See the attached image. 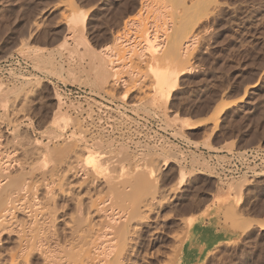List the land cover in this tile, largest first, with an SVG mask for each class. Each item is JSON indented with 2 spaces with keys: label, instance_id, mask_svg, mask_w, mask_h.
Listing matches in <instances>:
<instances>
[{
  "label": "rangeland",
  "instance_id": "374dc122",
  "mask_svg": "<svg viewBox=\"0 0 264 264\" xmlns=\"http://www.w3.org/2000/svg\"><path fill=\"white\" fill-rule=\"evenodd\" d=\"M140 1L0 0L2 132L5 135L17 126L21 128L22 133L28 130L34 137H43L46 130H50L49 127L53 129L50 122L57 112L56 96L60 93L62 100L66 102L65 105L67 104L63 108L64 111L68 114L70 112L71 115L79 111L87 120L94 117V124L99 125L112 140L114 139L109 147L114 150L112 155L119 153L121 147L117 143L120 141L119 144L126 145L125 150L128 152H137L142 161L147 160L151 153H160L164 143L177 152L178 157L173 158L174 161L161 165V174H158L156 186L150 190L158 199L165 198L158 209L161 220L157 226H160V231L151 234L146 228V231L142 232L139 250L137 249L131 264H160L170 255L180 253L177 251L181 249L180 241L185 239L184 218L200 211L204 206L200 214L208 218L205 213L209 207L216 204L213 200L221 193L219 188L225 189V182H235L245 176L240 202L236 203V196H232L231 202L219 210V216L234 229L237 219L244 218V215L256 217L252 219L256 222L255 228L247 233L244 240L235 241L233 236L223 239L225 243L220 240L221 242L208 253L212 254L209 259L194 264H264V173L254 172L253 176L245 173L230 179L215 177L203 151V148H207L204 142L213 145L210 150L264 146V0H216V3L214 0V4L211 2L205 11L209 12L206 14L208 16H204V12L196 18L193 31L198 39L188 60V63L191 61L192 73L180 77L177 88L167 103L168 110H159L153 101V86L150 87L152 78L148 77L150 73L146 72L148 69L145 65H137L138 68L131 69L137 70L136 74L145 75V78H142L146 86L144 85V90V86L141 88L144 92L140 89L133 90L126 97L123 93L126 88L120 85L117 86V91L114 89V92H110L109 88L104 89V85L93 84L94 71L91 69L90 58L87 56L82 60L85 70H81L82 68L78 67V56L71 57L69 51L61 46L68 32L69 14L73 9L87 12V29H84V34L99 53L100 49L112 45L111 38L120 28V19L135 14ZM68 39L67 47H74L73 38ZM83 48L79 47L81 51H84ZM41 52L45 55L51 52L53 55L51 54L49 61L46 57L42 59V63L36 58ZM60 63L67 68L71 67L73 71L66 72L63 69V75L57 74L61 68ZM129 71L123 72L122 76L131 78ZM67 74L70 78L64 80ZM87 75L91 79H87ZM71 103H74L73 107L69 106ZM165 113L167 116L177 113L199 122L193 128H184V135L179 133L181 137L178 135L180 125H176L177 128L175 125L174 128L167 126L168 118ZM8 116L10 120L16 116L18 123L8 122ZM21 122L23 125L19 124ZM173 132L177 134L174 135ZM44 137L41 139L46 142ZM147 152H150L149 156ZM180 166L192 172L187 174L183 182H179ZM126 176L129 175L122 177ZM100 193L98 192L99 195L105 193L104 197L101 196L103 199L111 196L110 190L107 189ZM106 195L108 198H105ZM228 210L230 214L227 213ZM200 214L195 217H201ZM178 230L184 235H178L175 241L172 236L180 234ZM236 231L229 232L236 235ZM179 253L175 255L173 264H176Z\"/></svg>",
  "mask_w": 264,
  "mask_h": 264
},
{
  "label": "bare ground",
  "instance_id": "6f19581e",
  "mask_svg": "<svg viewBox=\"0 0 264 264\" xmlns=\"http://www.w3.org/2000/svg\"><path fill=\"white\" fill-rule=\"evenodd\" d=\"M212 1L141 0L135 14L120 19V28L111 38L112 45L100 49L99 53L84 34L87 12L73 9L69 14L68 32L61 46L69 51L71 57L78 56V67L81 70H85L82 60L87 56L90 58L91 69L94 71L93 84L104 85V89L109 88L110 92H114L120 85L126 88L123 92L126 97L129 92L146 86L142 78L145 75L137 73V76V70H131L133 67L138 68L137 65H145L148 69L146 72L150 73L147 76L152 78V99L159 110H166L180 77L192 73L191 61L188 63V60L198 39L193 31L195 21L208 10ZM207 13L204 16L207 17ZM70 37L74 40L72 48L67 47ZM79 47H84V51ZM51 54L41 52L36 58L42 62L46 57L49 61ZM60 64L61 70L57 74L63 75V69L66 72L72 70ZM127 70H131V78L128 79L122 76ZM89 75L87 79H91ZM68 77L69 74L63 79ZM56 98L57 112L50 122L53 129L49 127L50 130L47 129L43 135L46 142L41 139L43 137L32 136L28 130L22 133L21 128L16 126V116L11 120L8 116V122H17V128L7 131L5 135L0 125V264H131L137 254L142 232L147 230L157 234L160 231V226H157L161 220L158 209L165 198L158 199L150 190L156 186L161 165L174 161L173 158H177L178 154L164 143L161 146L162 152L151 153V156L147 152L149 158L145 155L147 160L142 161L137 152H128L125 150L126 145L121 146V141H115L121 148L118 154L115 152L112 155L114 150L109 147L114 139L94 124V117L90 115L92 119L87 120L86 116L76 112L77 109L73 111L79 114H68L63 110L67 104L61 94L57 93ZM69 106L73 107L74 103ZM167 115L165 113L167 126L180 125L178 135H184V128H193L199 122L177 113ZM19 124L23 125L22 122ZM204 145L209 149L213 147L210 142H204ZM184 166L178 170L179 182H183L187 174L192 173ZM125 174L129 176L123 178ZM244 177L235 182H225V189L219 188L221 193L213 200L216 204L206 209L210 224L204 223L203 214H200L201 217L190 215L184 218L185 239L180 241L181 249L177 250L180 253H174H179L176 264L202 263L214 243L235 235L231 232H227V235L218 233L219 230L216 232L212 224L217 223L219 210L229 204L232 196H236V203L240 202L246 181ZM104 189L111 192L109 198L107 195L105 197L108 199H103ZM98 192L103 194L99 195ZM180 231V234H172L175 241L178 235H184ZM195 241H201L204 245V252L198 262L193 261L194 251H197L193 246ZM175 255H167L168 259L165 258L160 264L175 263Z\"/></svg>",
  "mask_w": 264,
  "mask_h": 264
},
{
  "label": "built area",
  "instance_id": "2783aa9c",
  "mask_svg": "<svg viewBox=\"0 0 264 264\" xmlns=\"http://www.w3.org/2000/svg\"><path fill=\"white\" fill-rule=\"evenodd\" d=\"M208 164L215 177L236 178L245 173H264V146L210 150L203 148Z\"/></svg>",
  "mask_w": 264,
  "mask_h": 264
},
{
  "label": "crops",
  "instance_id": "0c3cea01",
  "mask_svg": "<svg viewBox=\"0 0 264 264\" xmlns=\"http://www.w3.org/2000/svg\"><path fill=\"white\" fill-rule=\"evenodd\" d=\"M205 207V206H204ZM204 207L200 210V211H198V212H195V213H193V214H190V215H198V214H200L202 211H203V209H204ZM189 216V215H188ZM219 216V215H218ZM256 217H252V216H247V215H244V218H240V221L238 220V222H237V226H236V228L234 229L233 227H232V225L231 224H229V223H226V222H224V220L219 216L218 217V219L216 220L217 221V223H215V224H212V225H214L216 228H215V231L216 232H218V230H219V232L218 233H223V234H225V235H227V232L229 233V231H234V230H237L236 232V235L235 236H233V240H235V241H241V240H244L245 239V237H246V235H247V233H249L253 228H255V226H256V222L254 221V220H252V219H255ZM218 221H220V222H218ZM204 223L205 224H210L211 223V221H210V219L209 218H204ZM240 223V224H239ZM220 240H222L223 241V239H220ZM221 242V241H220ZM224 242V241H223ZM225 243V242H224ZM223 243V244H224ZM195 245V246H194ZM218 245V242L217 243H214L212 246H211V248H215L216 246ZM222 245V244H221ZM220 245V246H221ZM193 246H194V248L197 250V251H194V255H193V257H194V262H198V259H199V257L203 254V252H204V245H203V243L200 241H195L194 243H193ZM202 252V253H201ZM200 253V254H199ZM212 256V254L210 255V254H207V258H206V260L207 259H209L210 257ZM205 260V261H206Z\"/></svg>",
  "mask_w": 264,
  "mask_h": 264
}]
</instances>
